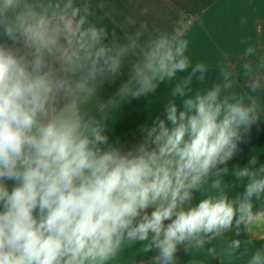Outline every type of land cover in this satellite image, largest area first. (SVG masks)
<instances>
[{"label": "clouds", "instance_id": "obj_1", "mask_svg": "<svg viewBox=\"0 0 264 264\" xmlns=\"http://www.w3.org/2000/svg\"><path fill=\"white\" fill-rule=\"evenodd\" d=\"M95 16L90 0H0V264H118L137 244L155 252L140 264H176L179 247L202 249L234 228L239 235L242 224L264 223V210L253 211V197L264 199V164L255 168L254 158L233 170L247 178L242 195L230 196L219 178L215 194L204 195L209 176L219 177L221 165L227 172L252 127L264 123L258 98L246 105L222 96L219 83L193 91V76L204 81L207 71L197 63L173 89L164 118L139 129L141 142L110 143L80 104L137 43L118 44ZM154 31L131 67L136 98L190 66L185 31ZM259 87L253 82L252 91ZM248 264H264V247Z\"/></svg>", "mask_w": 264, "mask_h": 264}, {"label": "crops", "instance_id": "obj_2", "mask_svg": "<svg viewBox=\"0 0 264 264\" xmlns=\"http://www.w3.org/2000/svg\"><path fill=\"white\" fill-rule=\"evenodd\" d=\"M96 13L94 20L106 26L109 33L115 32L118 44L136 41L137 47L124 58L121 69L110 75L103 86L97 88L94 96L80 104V112L87 120L99 123L109 137V142L123 145L128 149L141 142L145 133L139 129L159 115L165 116V108L173 99L172 91L182 78L191 73L197 63L207 67L205 80L193 76L189 88L193 91L205 90L214 84L222 85V96L243 98L247 105L258 98V111L264 118V66L260 57L264 55V0H90ZM171 31L179 27L189 41L186 55L190 60L189 69L173 80L160 84L154 93L136 98L133 93L139 84L132 81L131 67L142 60L149 39L158 35L155 27ZM112 37H109L111 40ZM255 47L251 55L256 60L247 59L241 68L237 64L246 47ZM248 64V68L244 67ZM247 72V75L245 73ZM230 73L228 79L224 74ZM259 82V89L252 91L253 82ZM229 84L226 89L223 85ZM239 145L240 151L227 164L228 171L220 166L219 177L210 175L204 195L215 194L211 181L219 178L222 189L230 196L242 195L247 178L237 179L233 174L236 167L248 166L250 159H256L255 168L264 164V123L257 121L252 127L250 138L245 137ZM255 170V169H252ZM201 198L194 193L193 204ZM253 211L264 210V199L253 197ZM167 223V222H166ZM251 229V231H249ZM234 239L241 241L239 249H230ZM215 248V255L207 249ZM264 247V223L250 226L241 225L239 235L236 229L217 237L202 249L190 248L187 252L179 247L176 264H248L252 254ZM155 252L147 253L142 245L125 249L118 264H140L149 260Z\"/></svg>", "mask_w": 264, "mask_h": 264}, {"label": "trees", "instance_id": "obj_3", "mask_svg": "<svg viewBox=\"0 0 264 264\" xmlns=\"http://www.w3.org/2000/svg\"><path fill=\"white\" fill-rule=\"evenodd\" d=\"M247 59L256 60L255 57H251V56H249V58H242V59H240L239 62H238V64H237L238 70H239V68H241V64H243Z\"/></svg>", "mask_w": 264, "mask_h": 264}]
</instances>
